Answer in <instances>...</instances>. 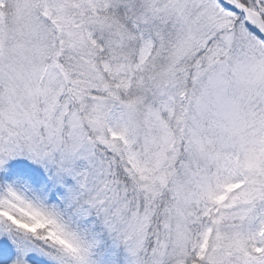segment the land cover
Here are the masks:
<instances>
[{"label": "rangeland", "instance_id": "obj_1", "mask_svg": "<svg viewBox=\"0 0 264 264\" xmlns=\"http://www.w3.org/2000/svg\"><path fill=\"white\" fill-rule=\"evenodd\" d=\"M237 1L264 21V0ZM242 17L218 0H6L0 173L6 164L44 171L75 215L95 214L100 264H186L199 196L217 205L214 156L233 151L246 184L218 204L206 264H264L249 236L264 204V41ZM133 18L155 34L158 48L124 101L86 31L95 32L122 82L136 53ZM168 98L176 103L170 123L155 113ZM114 103L125 107L151 173L128 169L121 143L108 136ZM81 157L91 170L84 187L75 168ZM39 235L0 214V256L19 251L20 264L27 254L79 264Z\"/></svg>", "mask_w": 264, "mask_h": 264}, {"label": "trees", "instance_id": "obj_2", "mask_svg": "<svg viewBox=\"0 0 264 264\" xmlns=\"http://www.w3.org/2000/svg\"><path fill=\"white\" fill-rule=\"evenodd\" d=\"M244 3L247 4V0ZM0 4L5 5L6 0H0ZM129 21V27L137 37V47L131 70L122 82L116 80L107 49L97 39L95 32L91 29L86 31L88 40L100 52L98 63L102 72L112 87L119 91L124 101L133 98L140 72L158 48L157 38L153 32L137 18ZM251 32L264 41L254 29H251ZM175 109V101L168 98L157 102L155 113L158 118L170 123ZM214 118L217 116L214 115ZM105 127L108 136L121 143L128 169L139 176L152 172L138 150L135 137L127 123L126 109L122 104L114 103L109 108ZM214 163L216 174L213 197L217 205L207 201L202 194L199 196L195 218L197 224L193 226L194 243L186 264H206V257L214 238V217L218 211V204L227 202L233 193L246 184L240 157L235 152L215 154ZM75 168L79 186H86L91 175L89 162L85 157L78 158ZM0 214L12 220L15 225L23 226L31 234L40 233L39 236L45 241L57 245L79 264H100L99 246L92 235L98 223L97 216L75 215L64 190L56 185L46 172L32 167L20 169L6 164L0 173ZM249 236L253 250L261 253L264 250V204L251 225ZM18 252L3 253L0 256V264H20ZM27 256L29 257L25 258L24 264H48L38 256L30 254Z\"/></svg>", "mask_w": 264, "mask_h": 264}, {"label": "water", "instance_id": "obj_3", "mask_svg": "<svg viewBox=\"0 0 264 264\" xmlns=\"http://www.w3.org/2000/svg\"><path fill=\"white\" fill-rule=\"evenodd\" d=\"M219 2L222 4V6H224L226 9L237 12V13H241L243 14L246 18L249 15H253L255 16V18H257V21L259 22L260 26L262 27V29L264 30V21L262 20L261 16H259V14L249 10L246 7L240 6V7H233L229 4L226 3L225 0H219Z\"/></svg>", "mask_w": 264, "mask_h": 264}, {"label": "bare ground", "instance_id": "obj_4", "mask_svg": "<svg viewBox=\"0 0 264 264\" xmlns=\"http://www.w3.org/2000/svg\"><path fill=\"white\" fill-rule=\"evenodd\" d=\"M227 4L233 6V7H240V3L237 0H225ZM248 21L251 22L254 25H258L257 18L253 15L248 16Z\"/></svg>", "mask_w": 264, "mask_h": 264}]
</instances>
